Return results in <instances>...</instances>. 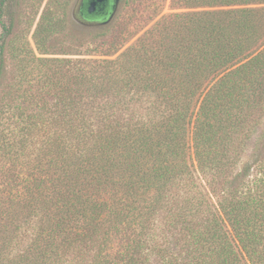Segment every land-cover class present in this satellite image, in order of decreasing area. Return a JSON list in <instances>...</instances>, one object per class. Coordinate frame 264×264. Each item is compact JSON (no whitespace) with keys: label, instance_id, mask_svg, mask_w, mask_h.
Instances as JSON below:
<instances>
[{"label":"trees","instance_id":"1","mask_svg":"<svg viewBox=\"0 0 264 264\" xmlns=\"http://www.w3.org/2000/svg\"><path fill=\"white\" fill-rule=\"evenodd\" d=\"M43 1L0 0V87L23 6ZM72 1H46L34 33L41 54L52 53ZM199 1L114 58H36L46 89L28 97L39 109L21 126L17 155L40 137L42 146L25 162L21 216L5 222L0 211V225H13L0 264H148L152 255L264 264L263 137L245 155L264 112V0ZM117 18L88 27L106 35ZM159 218L171 243L157 236Z\"/></svg>","mask_w":264,"mask_h":264},{"label":"rangeland","instance_id":"2","mask_svg":"<svg viewBox=\"0 0 264 264\" xmlns=\"http://www.w3.org/2000/svg\"><path fill=\"white\" fill-rule=\"evenodd\" d=\"M46 1L35 4L27 3L23 6L11 52H8L6 56L8 67L3 85L0 87V137L5 141V149H0V211L3 208L2 215L7 217L4 219L5 222L12 217V214L16 213V216H21L17 203L21 196H25L23 187L31 179V169L25 162L32 160L37 153V148L42 146L40 137L36 143L29 145L25 158L19 153L17 155V150L21 147L20 141L24 139L21 126L28 114L35 113L39 109L29 102L28 97H36V101H38L46 89L41 84L39 75L47 69V66L41 65L36 58L40 56L69 57L72 60L114 58L126 46L134 42L143 30L152 26L163 15L190 10L186 6H194L195 2H201L199 0H120L115 14L118 16L115 27L106 35H98L89 28L95 24L94 19L79 20L75 18V12L79 13V6L77 5L78 0H73L69 7L67 27L57 34L55 45L50 48L52 53L41 54L36 48L34 33ZM108 6L109 2H107L105 10L108 9ZM256 6H264V4ZM206 8L210 7L197 9ZM77 21L78 24H76ZM129 32H132L133 36L130 35V38H127ZM22 48L25 50H21ZM24 56L25 60L19 61V58ZM14 85L22 90L14 91L12 89ZM260 122L248 142L245 155L250 153L260 138L264 139V112L261 114ZM34 140L36 141V138ZM12 228V224H8L7 227L0 225V244L10 237ZM156 233L158 238L167 239L170 243L174 240L175 232L168 230L162 218L157 221ZM125 244V239H116L113 243L112 256L119 258L125 250ZM148 264L162 263L159 256L152 255Z\"/></svg>","mask_w":264,"mask_h":264},{"label":"water","instance_id":"3","mask_svg":"<svg viewBox=\"0 0 264 264\" xmlns=\"http://www.w3.org/2000/svg\"><path fill=\"white\" fill-rule=\"evenodd\" d=\"M78 2H80V0H78ZM107 2H109L107 13L104 15H97L98 13L105 12V6ZM119 2L120 0H82L81 6L86 19H94V25H100L108 23L114 18L118 10Z\"/></svg>","mask_w":264,"mask_h":264},{"label":"flooded vegetation","instance_id":"4","mask_svg":"<svg viewBox=\"0 0 264 264\" xmlns=\"http://www.w3.org/2000/svg\"><path fill=\"white\" fill-rule=\"evenodd\" d=\"M108 8H109V6H108ZM107 11H108V9L105 10V12H107ZM81 17H84L83 11H81Z\"/></svg>","mask_w":264,"mask_h":264}]
</instances>
